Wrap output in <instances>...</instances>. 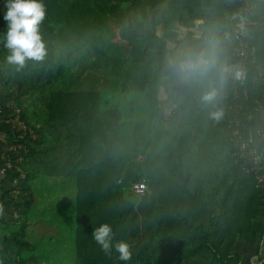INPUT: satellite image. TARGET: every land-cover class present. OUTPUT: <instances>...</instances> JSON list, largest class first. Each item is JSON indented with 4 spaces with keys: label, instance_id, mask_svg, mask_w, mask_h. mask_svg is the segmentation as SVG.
Instances as JSON below:
<instances>
[{
    "label": "trees",
    "instance_id": "1",
    "mask_svg": "<svg viewBox=\"0 0 264 264\" xmlns=\"http://www.w3.org/2000/svg\"><path fill=\"white\" fill-rule=\"evenodd\" d=\"M192 1L38 0L45 5L46 56L19 71L5 62L7 8L0 14V132L13 142L6 121L15 108L31 132L0 175V264H39L25 234L30 185L41 176L75 184L72 264H240L239 243L264 252V186L234 165L228 134L242 135L262 101L259 83L249 81L250 45L221 23L217 55L231 57L233 71L227 95L205 102V84L224 65L193 82L173 73L167 56L176 24L187 27L202 16ZM241 5L234 17L240 22ZM150 11L163 25L161 36L136 30ZM204 16L221 28L217 18ZM238 37L247 42L249 61L235 99ZM185 42L172 51L173 60ZM213 112L221 113V123ZM3 146L0 140V169ZM139 182L147 185L142 196L131 189ZM103 223L111 225L114 243L131 246V260L102 252L93 232Z\"/></svg>",
    "mask_w": 264,
    "mask_h": 264
},
{
    "label": "crops",
    "instance_id": "2",
    "mask_svg": "<svg viewBox=\"0 0 264 264\" xmlns=\"http://www.w3.org/2000/svg\"><path fill=\"white\" fill-rule=\"evenodd\" d=\"M238 1L239 3L241 2V7L243 8V0H204L201 5L198 4V0L196 2L192 1V5H190V8H192V11H194L195 13H199L198 15L202 16L195 18L193 24L187 27L176 24L175 29L172 30V33L175 34L174 38L167 40V56L169 57V64L173 73L181 75L172 70L173 63L175 62L172 59V51L186 41L185 39L187 35L190 32H193V39L187 40L185 42L186 46H195L196 40L204 41L207 38V36L205 35L208 34V30L211 27L215 26L218 29V33H220V30L223 28V25H221V23H224L227 26V29H230L232 31H240L241 34L247 39L248 44L250 45L249 71L251 72V75L253 76L260 72H264V0H250L251 14H245V12L242 11V22L234 18L239 17L240 13V6H238ZM159 7L162 8L163 6L160 5ZM5 10V0H0V14H3ZM152 11L149 12V17L145 19L141 24L136 21V30L142 32H152L157 36H161L163 33V25L154 22L152 18ZM204 13L207 14V16L210 18H217L216 23L219 22L221 28H219L217 24H215V22H212L211 19H207L206 16H204ZM132 14L130 12L131 18L133 17ZM227 43L230 44V41ZM225 50H227L226 47ZM219 57L220 58H218L217 65H224L230 68L231 57L226 55ZM229 73H224L223 78H221L220 73H218L217 76H213V80L209 77L210 82L208 84H205V91H215V96L225 97L227 95L226 92ZM251 77H249L250 80ZM183 78L185 80L188 79L184 76ZM212 82L214 86H212ZM187 83L190 85V80H188ZM257 85H259L262 90V101H260L259 105L255 108V114L252 115L253 117L251 119L252 122L249 120V123L252 124L249 125V127L247 126V128L241 135L243 139H249L253 143L257 141V138L260 134H264V88L260 84ZM162 93V91L159 93L160 97L163 96ZM206 94L208 93H204V95ZM190 107H192V105H190ZM214 122L221 123L222 120L220 121L219 119H216L214 120ZM228 134L229 139L232 140L233 132H229ZM9 185H12V183L9 182ZM237 252L242 255L240 264H264V252L262 249L258 248L257 245L254 247H249L247 245L239 243Z\"/></svg>",
    "mask_w": 264,
    "mask_h": 264
},
{
    "label": "clouds",
    "instance_id": "3",
    "mask_svg": "<svg viewBox=\"0 0 264 264\" xmlns=\"http://www.w3.org/2000/svg\"><path fill=\"white\" fill-rule=\"evenodd\" d=\"M6 8L4 20L7 22V31L3 38V46L7 50L6 64L14 66L19 71L29 60L43 61L46 50L41 25L45 20V5L38 0H7ZM218 37V29L213 26L208 30V36L202 45L179 49L175 54L172 70L193 82L204 79L217 66ZM218 71L223 78L224 73H229L233 69L222 66ZM241 75L242 73L235 72L236 78H240ZM215 95L216 92L211 91L203 96V100L212 102ZM220 115L219 112L212 113L213 118L218 119ZM114 238L115 233L108 223L101 224L93 232L94 241L106 256L111 257L114 250L119 254V260H131L133 257L131 246L123 240L114 243Z\"/></svg>",
    "mask_w": 264,
    "mask_h": 264
},
{
    "label": "rangeland",
    "instance_id": "4",
    "mask_svg": "<svg viewBox=\"0 0 264 264\" xmlns=\"http://www.w3.org/2000/svg\"><path fill=\"white\" fill-rule=\"evenodd\" d=\"M222 107L225 108L224 105ZM30 189L33 205L28 221L32 222L25 236L28 243L34 246L33 254L39 264H72L75 259L74 182L41 176L31 182Z\"/></svg>",
    "mask_w": 264,
    "mask_h": 264
},
{
    "label": "built area",
    "instance_id": "5",
    "mask_svg": "<svg viewBox=\"0 0 264 264\" xmlns=\"http://www.w3.org/2000/svg\"><path fill=\"white\" fill-rule=\"evenodd\" d=\"M250 0H243L242 11L245 14H251ZM238 46L235 49V70L233 74L234 84L236 80H239L243 75L248 72L249 50L247 42L244 38L238 37ZM240 72L242 75L240 78H236L235 72ZM252 82H260L264 85V73H259L251 77ZM236 96V92H235ZM174 108V107H173ZM172 108L164 110V114L169 116ZM20 110L15 108L10 117H8L7 123H11L13 130V142L8 144L6 139L9 138L3 132H0V140L4 143L2 148L1 160L4 164L0 169V175L4 176L6 171L11 168L9 163L10 154L18 150H23L21 140L25 137L26 133H31L25 124L19 119ZM34 134L32 133L31 137ZM232 152L231 157L234 165L239 167L246 176L251 177L254 180L256 187L262 188L264 186V134H260L257 141L253 143L249 139H243L239 129L233 131V137L231 142ZM132 192L136 196H142L145 194L147 185L144 182L132 184Z\"/></svg>",
    "mask_w": 264,
    "mask_h": 264
},
{
    "label": "bare ground",
    "instance_id": "6",
    "mask_svg": "<svg viewBox=\"0 0 264 264\" xmlns=\"http://www.w3.org/2000/svg\"><path fill=\"white\" fill-rule=\"evenodd\" d=\"M260 73H262V72H260ZM264 73V72H263ZM259 74V73H258ZM245 75H247V74H245ZM245 75H243V77H241L239 80H242L243 78H244V76ZM257 75V74H256ZM234 80V79H233ZM239 80H236L235 82L237 83ZM253 85H255V84H257V83H259L260 85H262L260 82H252L251 80H249ZM236 83L234 84V81H233V85L235 86L234 87V96H235V92H236V96H235V99H236V97H237V91H236Z\"/></svg>",
    "mask_w": 264,
    "mask_h": 264
},
{
    "label": "water",
    "instance_id": "7",
    "mask_svg": "<svg viewBox=\"0 0 264 264\" xmlns=\"http://www.w3.org/2000/svg\"><path fill=\"white\" fill-rule=\"evenodd\" d=\"M261 245H262V241H261Z\"/></svg>",
    "mask_w": 264,
    "mask_h": 264
}]
</instances>
